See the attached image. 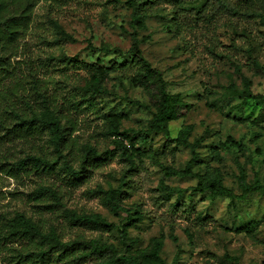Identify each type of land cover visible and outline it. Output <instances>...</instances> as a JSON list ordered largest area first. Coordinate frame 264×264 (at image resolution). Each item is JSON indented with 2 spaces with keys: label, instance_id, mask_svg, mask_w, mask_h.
<instances>
[{
  "label": "rangeland",
  "instance_id": "obj_1",
  "mask_svg": "<svg viewBox=\"0 0 264 264\" xmlns=\"http://www.w3.org/2000/svg\"><path fill=\"white\" fill-rule=\"evenodd\" d=\"M211 1L177 0L180 20L189 25L184 41L169 6L135 29L126 0L31 2L24 34L6 51L0 70V264H97L64 254L41 261L42 247L22 233L17 215L45 232L54 227L62 242H74L80 251L79 243L94 240L117 255L137 257L140 264H264V195L213 198L209 191H192L196 178L171 175L170 169L187 166L190 150L173 144L172 153L164 152L166 135L147 131L152 109L142 106H149L148 95L111 70L127 61L135 33L142 55L162 71L167 92L191 105L184 117L168 124V135L175 138L184 127L191 128L187 141L196 143L198 155L192 172L204 181L219 179L235 194L240 193V173L248 184L264 182V100L238 97L244 80L250 81L252 95L264 96V27L259 21L216 18ZM212 45L219 58L210 53ZM102 49H120L125 55ZM98 84L104 93L87 92ZM39 94L70 127L64 154L72 168L83 165L79 178L61 169L66 158L52 152L36 123L16 118H30L42 108ZM110 115L119 118L118 129L128 136L127 156L138 169L132 176L116 155L83 160L86 148L97 153L114 149L104 126ZM28 156L45 162L38 169L15 167ZM160 186L182 190L178 200L192 211L168 210L158 199ZM40 188L55 190L60 206L39 194ZM109 190L117 191L119 209L111 208ZM175 199L174 192L169 201ZM204 215L211 222L195 226V218ZM94 216L110 226L100 231L83 220ZM158 240L162 247L156 260L151 250Z\"/></svg>",
  "mask_w": 264,
  "mask_h": 264
},
{
  "label": "trees",
  "instance_id": "obj_2",
  "mask_svg": "<svg viewBox=\"0 0 264 264\" xmlns=\"http://www.w3.org/2000/svg\"><path fill=\"white\" fill-rule=\"evenodd\" d=\"M32 1L33 0H0V70L3 68L6 51L24 34ZM108 1L118 3L122 0ZM126 4L131 9L130 25L135 29L140 27L145 19L155 16L159 11L165 9V6H169L174 10V20L177 26L176 28L178 29L177 34L182 41L185 40L184 32L188 31L186 29L189 25L188 22L186 23L180 20L182 9L179 8L177 0H147L142 4H136L132 0H126ZM210 12L212 16L216 18H225L230 22L259 21L264 27V0H212L210 2ZM102 50L105 54H115L119 57L125 55L120 49ZM209 50H211L210 53L216 58L220 57V55H216L213 45ZM127 54V61L120 65H112L111 70L117 73L120 78L127 80L132 86L141 88L148 95L149 106H142L140 103H136L138 106L152 109V118L148 122L147 131L166 135L163 150L167 154L173 152V144L190 150L191 158L187 166L182 171L170 169L169 173L178 177L196 178L197 184L192 188V191L199 194L209 191L213 198H227L230 201H234L243 200L247 195L253 193L264 195V182L255 180L253 183L248 184L244 181L242 173H240L238 178V189L240 193L235 194L232 190L226 188L219 179L212 178L204 181L199 173L192 172L190 166L197 162L198 155L195 151L196 143L191 144L187 141V135L191 128L184 127L175 138L169 137L168 135V124L184 117L190 111L191 105L184 102L179 95H173L167 92L162 71L154 68L142 55L135 33H133L132 43ZM259 69L262 70L261 68ZM92 80L93 82H97L99 78L93 75ZM244 85L245 90L238 95V97L256 101L264 100V96H255L251 94L249 90L250 81L244 80ZM87 92L96 95L104 93L105 89H103L100 84L97 86L91 85ZM39 96L42 100V108L39 111H32L30 118L18 114L16 118L20 120L22 124L33 125L36 123L39 130L44 132L47 136L48 142L52 146V152L58 157L66 158L64 150L70 142V127L54 109H51L47 98L42 94H39ZM118 122L119 118L112 115L104 118L106 136L114 149L97 153L94 148H86L83 153V160H87L88 157L93 159H104L116 155L126 163L125 173H129V176H132L138 173V169L135 168L134 162L130 159V156H127L129 150L126 145H124V140L128 139V136L124 131H119ZM44 162L45 161L38 156H28L16 162L15 167L23 169L29 164L33 168L38 169ZM61 169L71 177L79 178L83 173L84 167L80 165L77 168H72L70 161L66 158ZM121 184H124V182ZM157 191H159L158 199L161 200L162 204L167 205L168 210L173 212L180 210L186 212L192 211L191 206L181 204L178 200L183 192L182 190L160 186ZM37 192L41 195L47 194L51 196L56 204L60 206L61 197L55 190L51 188H40ZM174 192L176 193V199L170 202V196ZM116 193L117 191L113 190H109L108 193H106V196H109L110 200L108 202H114ZM111 208L119 209L115 202L111 203ZM209 218L208 215L197 216L193 224L198 227H203L207 222H211ZM83 220H89L100 231H105V228L110 226L98 216H94L93 219L87 217ZM15 221L21 228L22 233L27 234L31 240H34L42 247V250H40L38 254L41 261L50 258L54 254H57L58 257L64 254L68 255L76 262L89 258L94 259L97 264H140L138 258L135 256L117 255L116 251L106 243H98L94 240L79 243L82 244L83 247L82 251H80V249L76 247V243L62 242L59 235L56 234L54 227H52L50 232H45L38 223L33 222L23 215H17ZM130 222L131 220L128 217V223ZM122 237L125 238L124 233H122ZM161 247L162 242L160 240L155 241L153 244L151 256L156 260H158ZM227 258L231 259L229 257Z\"/></svg>",
  "mask_w": 264,
  "mask_h": 264
}]
</instances>
